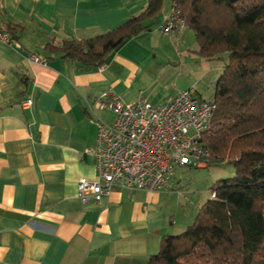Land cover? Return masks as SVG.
Listing matches in <instances>:
<instances>
[{
	"label": "crops",
	"instance_id": "obj_1",
	"mask_svg": "<svg viewBox=\"0 0 264 264\" xmlns=\"http://www.w3.org/2000/svg\"><path fill=\"white\" fill-rule=\"evenodd\" d=\"M147 2L0 0V26L24 28L20 46L0 39V264H148L174 229L173 180L169 191L114 188L88 203L77 188L81 177L96 178L87 149L97 145L99 125L116 119L108 104L96 106L99 99L158 104L184 89L183 66L155 39L167 35L166 16L94 69L44 49L114 29Z\"/></svg>",
	"mask_w": 264,
	"mask_h": 264
},
{
	"label": "trees",
	"instance_id": "obj_2",
	"mask_svg": "<svg viewBox=\"0 0 264 264\" xmlns=\"http://www.w3.org/2000/svg\"><path fill=\"white\" fill-rule=\"evenodd\" d=\"M164 3L148 0L114 29L48 42L44 49L83 69L97 68L127 38L151 30ZM176 6L201 57L227 54L201 142L209 154L206 166L227 162L236 171L214 183L212 198L193 222L179 234L165 235L148 264H264V0H176ZM23 29L8 22L0 33L18 42Z\"/></svg>",
	"mask_w": 264,
	"mask_h": 264
},
{
	"label": "built area",
	"instance_id": "obj_3",
	"mask_svg": "<svg viewBox=\"0 0 264 264\" xmlns=\"http://www.w3.org/2000/svg\"><path fill=\"white\" fill-rule=\"evenodd\" d=\"M185 20L173 0L171 14L161 31L176 36L185 28ZM0 39L11 42L9 33ZM45 62L43 57H32ZM32 101L27 100L24 105ZM109 107L116 114L113 124L101 123L95 148L87 149L94 156L96 178L81 177L78 195L83 203L100 201L114 188L169 191L173 188L169 173L175 166L205 167L209 154L201 139L212 121L215 105L211 99L196 96L192 89H183L167 101L154 104L140 97L123 102L99 99L96 106ZM169 174V175H168Z\"/></svg>",
	"mask_w": 264,
	"mask_h": 264
},
{
	"label": "rangeland",
	"instance_id": "obj_4",
	"mask_svg": "<svg viewBox=\"0 0 264 264\" xmlns=\"http://www.w3.org/2000/svg\"><path fill=\"white\" fill-rule=\"evenodd\" d=\"M172 5L173 0H165L159 20L164 15L166 17L162 22L167 19L171 14ZM155 39L160 44L159 52L169 55L183 66L180 85L184 89H192L195 95L201 98H213L215 83L224 70L228 59L227 54L224 55L225 59L201 57L197 52L198 43L194 33L188 27H185L180 37L158 33ZM235 171V166L227 162L213 163L206 167L175 166L168 175L179 190V194L175 196L176 205L174 206L177 219L175 226L173 225L174 229L167 234H179L184 231L193 222L201 206L212 198L211 187L214 183L220 179L233 177Z\"/></svg>",
	"mask_w": 264,
	"mask_h": 264
}]
</instances>
